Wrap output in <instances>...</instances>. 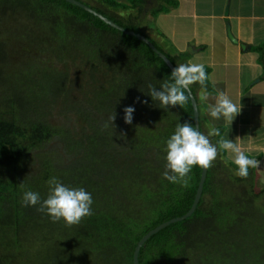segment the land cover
<instances>
[{
	"label": "trees",
	"instance_id": "obj_1",
	"mask_svg": "<svg viewBox=\"0 0 264 264\" xmlns=\"http://www.w3.org/2000/svg\"><path fill=\"white\" fill-rule=\"evenodd\" d=\"M78 1L144 36L149 6L154 17L167 10L158 2L174 5L103 0L137 12L124 19L101 1ZM0 10L10 12L0 35L25 33L42 56L28 72H10L0 61V264H133L142 237L185 216L195 202L203 168H192L187 188L163 176L166 142L177 124L195 126L191 100L167 109L153 101L147 85L159 88L172 71L147 44L94 12L67 0H0ZM153 44L177 66L176 57ZM251 51L264 64V42ZM199 87L190 90L203 133ZM127 106L135 108L132 124L124 121ZM218 152L225 160L217 156L207 168L196 211L149 236L138 264H264V186L255 188V168L246 179L234 176L237 166ZM52 177L91 193L93 215L68 227L38 206H22L26 190L46 199Z\"/></svg>",
	"mask_w": 264,
	"mask_h": 264
},
{
	"label": "crops",
	"instance_id": "obj_2",
	"mask_svg": "<svg viewBox=\"0 0 264 264\" xmlns=\"http://www.w3.org/2000/svg\"><path fill=\"white\" fill-rule=\"evenodd\" d=\"M172 1V6L160 2L166 12L152 17L155 33L167 41L166 48L154 42L164 52L176 57L178 64L205 66L210 88L199 87L196 92L204 105V129L209 133L217 126L216 129H221L218 142L221 137L232 140L244 153L264 152V76L258 54L251 51V47L264 42V0ZM203 7L211 9L204 11ZM228 26L237 44L228 38ZM157 27L167 33L168 38L157 33ZM241 45L246 49L242 50ZM190 48L193 51H189ZM220 92H225L241 111L232 122L221 117L220 125H216L212 123L214 118L209 114V105L216 103ZM230 125L234 127L226 133ZM243 128L247 129V134ZM258 135L261 137L255 139L260 140L250 141V136L253 140ZM220 150L228 161L233 162L232 153ZM259 160L264 170V156Z\"/></svg>",
	"mask_w": 264,
	"mask_h": 264
},
{
	"label": "clouds",
	"instance_id": "obj_3",
	"mask_svg": "<svg viewBox=\"0 0 264 264\" xmlns=\"http://www.w3.org/2000/svg\"><path fill=\"white\" fill-rule=\"evenodd\" d=\"M151 43L153 44L152 41ZM208 79L203 64H177L172 69L169 80L164 81L159 88L151 83L147 85L149 89L147 95L151 96L153 101H158L159 106L164 109L177 105L183 107L190 99L191 86L199 83L200 86L206 87ZM137 102L148 103L147 100L140 101L139 97ZM240 111L241 108L225 92H220L216 103L209 105L210 116L217 120L223 117L226 121L232 122ZM134 112L133 106L124 108L125 123L132 124ZM115 119V114L109 117L112 123ZM107 126L105 124V127ZM209 136H221L220 130L213 128L206 136L189 121L177 124L174 134L166 142L167 162L164 178L170 183L187 188L190 181L189 173L194 166L205 169L212 167L218 156V147L210 142ZM218 143L219 149L233 154V163L238 169L235 175L238 177L246 179L250 168H260L262 162L245 155L236 142L221 137ZM47 183L49 191L46 199H42L38 192L26 190L22 196V206H38L36 210L48 215L53 223L63 220L68 227L78 225L85 217L93 215L92 195L83 187L66 186L56 177L50 178ZM20 186L23 188L24 184L21 183Z\"/></svg>",
	"mask_w": 264,
	"mask_h": 264
},
{
	"label": "rangeland",
	"instance_id": "obj_4",
	"mask_svg": "<svg viewBox=\"0 0 264 264\" xmlns=\"http://www.w3.org/2000/svg\"><path fill=\"white\" fill-rule=\"evenodd\" d=\"M82 2L84 3H87V4H92L94 6H97L98 4H101V2L105 3V6L108 8V10L110 12H114L116 13L117 16H121L123 17L124 19H127L129 17V15H135L137 12L135 10H121V9H116L108 4H106L105 1L103 0H81ZM119 1L120 3L122 2H126L127 0H117ZM163 3V2H162ZM158 5H160V2H158ZM162 6V5H160ZM152 7H154V5H150L149 8L147 9L146 11V16L142 22V24L140 25V28L142 30V32L148 36V37H151V39L153 40V42L157 41L158 43H161L164 45V48H166V40L159 37L156 33H155V28L153 26V23H152V15L149 13V11L152 10ZM211 9V7H203V10L204 11H209ZM18 13H20V15L22 14V10L21 11H18ZM10 15V12H4L3 10L1 11L0 10V23L4 22L5 19ZM183 24V23H182ZM10 26L13 25V21L9 23ZM169 26V24H168ZM157 33L159 34H163L165 35L167 38H168V35L167 33H164L163 31H160V28L158 29L157 27ZM23 36L21 34H16V33H9V32H6L5 34H1L0 35V44H5L4 45V50L2 51V58H0V61L2 60L3 61V65L4 67L10 71V72H17V71H26L28 72V70H32L33 68L35 67H38L41 65V54L38 50V47H34L29 41L28 39L25 37V33H22ZM27 36V35H26ZM158 36V37H157ZM155 39V40H154ZM259 56V55H258ZM260 69H262L261 71L263 72V76H264V64L260 63ZM200 109L203 111V107L204 105L200 103ZM220 121L221 118L219 120H213L212 123L216 124V125H220ZM217 127V126H215ZM213 127V128H215ZM234 126L230 125L228 126V130L226 131V133H228L230 131L231 128H233ZM204 128L205 127V124H204ZM244 129V133L247 134V129L246 128H243ZM206 130V129H205ZM264 132V130L262 131ZM203 134H205L206 136L208 135V132L207 130L203 132ZM264 135V134H262ZM252 136H250V141H253L256 142L260 139H255V138H258V137H261V135H258L257 137L254 136V139L252 140L251 139ZM210 142L215 144L216 146L218 145V136H209L208 137ZM216 138H217V141H216ZM216 141V143H215ZM218 150H220L218 148ZM219 153V152H218ZM245 155L249 156L250 158H255V159H262V157L264 156V152H257L255 153L254 155H251L250 153H246L245 152ZM218 157H220L219 159L224 161V157L223 156H220L218 154ZM232 173L234 174V176H237L235 175L236 171H233L232 170ZM255 188L256 189H261L263 186H264V170L262 169V167L260 168H255ZM227 205H229L227 202H225V204H222V207L225 208Z\"/></svg>",
	"mask_w": 264,
	"mask_h": 264
},
{
	"label": "water",
	"instance_id": "obj_5",
	"mask_svg": "<svg viewBox=\"0 0 264 264\" xmlns=\"http://www.w3.org/2000/svg\"><path fill=\"white\" fill-rule=\"evenodd\" d=\"M67 1L72 3V4L81 6V7H83L84 9H86L88 11L94 12L97 16H99L105 23L109 24V26H111L112 28H115V29L127 34V35L134 36L137 39H139L140 41H142L145 44H147L165 62V64L168 66V68L171 71L175 67L170 62V60L166 57V55H164L163 53L158 51L156 49V47L151 43V41L148 38H146L145 36H143L141 34H137V33L133 32V31H130V30H126L125 28L116 25L114 22H112V20L104 17L103 15H101L99 13H96L95 11L90 9L88 6L80 3L78 0H67ZM227 35H228V38L230 39V41L232 43L237 44V40L233 37L229 26L227 27ZM241 48H242V50L246 49V47L244 45H241ZM189 51H193V50L190 48ZM189 95H190L191 105H192V108H193L194 113H195V119H194L195 127H198V129L200 131V119L198 118V107H197V103H196L195 97L192 94L191 90H190ZM206 172H207V169L203 168V176H202V179L200 181V185H199V189H198V192H197V195H196V198H195V202H194L191 210L185 216L180 217V218L171 219V220L161 224L160 226L154 228L153 230L149 231L144 237H142V239L138 242V245H137V247H136V249L134 251L133 264H138V259H137L138 252H139L140 247L142 246V244L148 239L149 236H151L152 234L156 233L159 229L163 228L167 224H171V223L177 222V221H179L181 219H183V220L187 219L188 217H190L196 211L197 206H198V204L200 202V197H201V193H202V189H203V182H204V178L206 176Z\"/></svg>",
	"mask_w": 264,
	"mask_h": 264
}]
</instances>
